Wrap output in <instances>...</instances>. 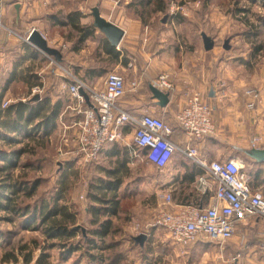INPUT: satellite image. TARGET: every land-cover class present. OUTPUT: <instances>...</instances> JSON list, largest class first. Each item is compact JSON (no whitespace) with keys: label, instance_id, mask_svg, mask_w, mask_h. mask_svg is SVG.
<instances>
[{"label":"crops","instance_id":"crops-1","mask_svg":"<svg viewBox=\"0 0 264 264\" xmlns=\"http://www.w3.org/2000/svg\"><path fill=\"white\" fill-rule=\"evenodd\" d=\"M131 3L132 0H0V152L6 151L8 153L5 154L9 155L11 149L21 148L30 137L35 138V151L30 153L39 155L40 150L47 147L52 154L43 152L42 158L28 161L32 163L30 168L41 172L43 165L55 162V179L61 182L69 178L66 177L67 173L71 175L70 170L76 164H86L76 153L80 121L84 118L83 112L78 109L90 106L88 101L79 104L72 97L70 86L84 83L101 89L107 74L115 70L125 79L126 90L120 99L121 106L132 115L151 113L162 116L173 125L171 140L181 148L185 147L188 139L176 122V113L184 106L187 92L201 93L204 100L214 107L215 131L197 144L199 157L207 161L227 158L237 160L244 165L250 187L264 194V162H258L244 152L245 149L253 148V137L264 139V65L256 71H260L259 74L253 75L246 74L242 69L248 67L250 62L220 61V58L214 57L217 53L215 45L210 50L205 49L202 37L204 31L201 33V46L193 52L188 53L182 45L172 46L169 34L165 32L167 28L157 30V33L149 26L150 20L143 21L135 11L136 5L131 6ZM94 7L99 8L102 17L124 30L117 46L112 45L93 24ZM167 17L168 14L164 15L161 24L173 23L178 18L177 15ZM86 26H94L95 32L82 39L81 28ZM34 29L43 35L50 47L59 50L60 59L45 53L29 40ZM162 73L169 74L174 87L170 90L158 87L169 94L165 106L159 104V99L151 89V85L156 86L155 81ZM247 89H255L258 93L254 107L248 105L252 98L247 95ZM46 117L49 119L45 121ZM133 133L131 126H124L122 140L105 148L96 168L99 174L95 180L112 179L108 171L116 169L120 179V204L130 198L140 197L143 194L141 189H146V194L142 195H149L148 202H144L146 209H122L124 207L121 204L119 213L113 216L119 218L123 215L126 216L124 219L130 221L131 217L137 219L127 227L136 230L129 236L136 247L145 251L157 243L161 245L160 250L167 262L174 255L179 257L177 260L181 264H264V249L261 247L264 218L261 216H250L238 222L236 233L227 240L228 243L200 239L181 245L168 235L155 238L157 229L151 227L150 223L156 214H152L154 210L167 207L163 194H172L173 206L194 204L208 207L216 202L214 185L210 191L200 189L196 180L206 170L180 152L164 168L149 162L145 156L146 149H135ZM9 137H14L13 143ZM6 145L9 150L3 148ZM258 147L264 148V143ZM238 151L245 153V156L241 158ZM24 154L29 152L19 157L17 164L21 168L27 162L20 160ZM49 156L54 159L48 163ZM3 163L4 160H0V165ZM2 176L0 174V178ZM95 180L88 189L93 188ZM39 188L40 182L34 195ZM66 188L64 186L56 190L61 195L58 201L77 213L74 227L81 228L83 233L82 227L89 230L94 226L91 223L93 217L90 206L84 208L88 216L85 223H81L83 220L74 206L63 202ZM138 204L143 205V201ZM20 222L23 224L22 219ZM22 230L33 229L22 227ZM141 234L146 235L142 245L136 241V237ZM25 244L29 246V242ZM5 248H0V261L5 252L14 247ZM18 249L14 252L16 261L1 262L27 264L20 246ZM41 249V246L34 248L39 252H33V260L28 264H37Z\"/></svg>","mask_w":264,"mask_h":264},{"label":"built area","instance_id":"built-area-1","mask_svg":"<svg viewBox=\"0 0 264 264\" xmlns=\"http://www.w3.org/2000/svg\"><path fill=\"white\" fill-rule=\"evenodd\" d=\"M155 85L166 90L174 88L168 73L160 74ZM81 88L90 102L89 107L78 109L84 118L80 121L76 153L83 163L96 161L108 145L122 140L123 128L129 125L134 130L135 149H146L145 156L149 162L164 168L180 152L206 170L196 180L200 189L210 191L214 185L216 202L208 207L194 204L173 206L172 194H163L167 207L156 212L151 227L162 229L178 244L188 245L200 239L227 241L235 235L238 222L250 216L264 218V194L250 187L243 164L232 158L207 161L199 157L197 144L215 131L214 107L204 100L201 93L187 92L184 106L176 113V122L188 139L185 147L181 148L171 140L173 125L162 116L151 113L132 115L121 106L120 99L126 89L120 72L110 71L101 89L84 83L71 85L70 93L79 104L86 102ZM246 93L252 98L248 105L254 107L258 100L257 91L247 89ZM263 140L253 137V147L263 144ZM261 247L264 249V231Z\"/></svg>","mask_w":264,"mask_h":264},{"label":"rangeland","instance_id":"rangeland-1","mask_svg":"<svg viewBox=\"0 0 264 264\" xmlns=\"http://www.w3.org/2000/svg\"><path fill=\"white\" fill-rule=\"evenodd\" d=\"M153 1L150 7L155 9L158 0ZM164 1L165 10L163 12L154 10L149 14V26H152L151 28L155 31L167 28L165 32L169 34L168 39L172 46L176 47V45H182L188 53L193 52L201 46V33L204 31L214 40V47L217 49V53L214 56L215 58H220V61L233 60V62H241L243 60L250 62L248 67L245 66V68H242L243 71L246 74H259L260 71H256L264 65V0ZM135 5L142 11V5ZM165 14H168L167 19L172 15H177L178 18L175 19L173 23L163 25L161 24V19ZM146 15L147 14H145V16ZM226 45L229 47L228 49L225 47ZM226 63L230 65L228 62ZM3 148L9 150V146L7 145ZM105 150L106 149H104V151ZM104 151L99 156L98 160L94 162L76 164L75 168L70 170L71 175L67 173L66 177H70H65L66 179L64 178L65 180L61 182L55 179L57 175L55 162L50 163V165H43V170L41 172L31 168H21L19 165L15 169V175H22L23 177L25 174V179H38L40 182V190H38V193L30 199L23 198V201L25 203L40 202L42 199L50 201V199H53L57 194V189L67 186L65 190L66 196L63 202L66 201L70 205H73L81 221L83 220L81 223H85L88 215L86 211H84V208L87 205L91 207L93 203H95L90 196L101 195V192H99L96 187L91 189H88V187L89 184L95 180L96 175L99 174L96 168L99 166V161ZM43 152L52 154L50 148L45 147L44 150H40L39 155H35L34 153L24 154L20 160L21 162H25L26 160L32 162L36 161V159L42 158L41 155ZM238 154L241 158L245 156V153L242 151H238ZM44 158L46 159L47 156H44ZM52 159L54 158L49 156L48 163ZM36 165L38 164L36 163ZM145 190L144 188L143 190L141 189V193L143 194H141L140 197H133L123 202V204L121 203L124 207L122 209H146L147 206L145 207L144 202H148L147 199L149 195H147L148 197L142 196L146 194ZM41 191L44 193H41ZM140 201H143V205L138 204ZM156 212L157 210H154L152 214ZM91 217H93L92 214ZM125 217L126 216L123 217V215H120L119 218H113V232L107 238V245H110L109 248H106L107 245L105 241L96 240L97 245L103 248V250L99 252L103 258L94 260L84 253L85 251H77L63 257L57 247L45 246L44 248L42 246L44 237L40 231L22 230L21 219L19 217L0 210V248L4 249V247H6L5 249H11L17 247V249H15V251H17L19 250V246L26 242L30 243L32 238H37L41 243V252H43L42 250L44 248V264H153L154 262L156 264H169L171 262L172 264H181L177 260L179 257H175L174 255L170 262H167L160 250L161 245L157 243H153V245H150L149 248L147 247L148 250L145 251L140 250V247H136L129 237L132 236L136 230L127 227L132 223L134 224L137 219L131 217L130 221V219H124ZM151 217H153V215H151ZM85 229L87 230L86 227ZM156 229L157 231L154 232L155 238L166 236V233L162 229ZM223 243L228 242L223 241ZM30 245L33 247V244ZM1 249L0 255L2 252ZM97 250L98 249L91 250V253H96ZM37 252H39V250L35 251V253ZM209 256L211 258L213 257L211 254ZM220 261H222V259H220ZM0 264L4 263L0 261ZM31 264H35V262Z\"/></svg>","mask_w":264,"mask_h":264},{"label":"trees","instance_id":"trees-1","mask_svg":"<svg viewBox=\"0 0 264 264\" xmlns=\"http://www.w3.org/2000/svg\"><path fill=\"white\" fill-rule=\"evenodd\" d=\"M152 2L154 1L132 0L131 6L135 4L142 5V11L138 9V7H135V11L139 13L143 21L147 22L149 14H151L152 11L157 10L163 12L165 10L164 0H158L155 9L150 7ZM145 14L147 15L145 16ZM75 15H77V12ZM81 29L83 31L82 39L85 36L93 35L95 32L94 26H86ZM48 119L49 117H46L45 121ZM14 122L18 123L16 120ZM8 139L11 140L12 143L14 142V137H9ZM34 139L30 137L29 141L21 148L11 149L9 155L5 154L8 153L6 151L0 152V160H4L5 162L0 165V174H3L0 178V209L13 216L21 217L23 223L21 225L23 228L33 230L40 229L44 237L42 245L44 248L45 246L57 247L63 257L73 252L85 251L84 253L94 260L102 259L103 257L99 252L102 251L103 248L97 245L96 240H103L107 245V238L113 232L114 228V220L112 218L113 216H117L121 208L120 199L118 197L120 179L116 175V169L108 171L112 179H97L95 183H92L93 188L96 187V189L101 192V195L90 196V198L95 201L89 208L93 216L91 223L94 226L92 225L93 227L91 229H87L86 235H84L81 232V228L74 227L77 221V213L71 211L66 204L58 201L61 197L60 193H57L50 201L44 199L41 202L37 201L35 203H25L23 201V198L30 199L34 196L39 181L25 179V174L23 177L22 175H15L14 170L19 166L17 162L21 154L35 151ZM31 166L32 163L27 161L22 168H30ZM30 244H33V247H31ZM38 246H41V243L37 238H32L29 246L27 244L20 246L22 253L25 252L23 253V260L25 263L28 264L33 260L34 248ZM109 247L110 245H107L106 248ZM44 248L37 260V264L45 263ZM13 249L5 252L1 258L2 262L17 260ZM95 249H98L96 253H91V250Z\"/></svg>","mask_w":264,"mask_h":264},{"label":"water","instance_id":"water-1","mask_svg":"<svg viewBox=\"0 0 264 264\" xmlns=\"http://www.w3.org/2000/svg\"><path fill=\"white\" fill-rule=\"evenodd\" d=\"M92 14L94 17V22L93 24L95 27H97L101 32H103L106 37L109 39L112 45L117 46L123 35H124V30L115 25L113 22L107 20L106 18L102 17L100 14V10L98 7H94L92 9ZM203 41H204V46L205 49L210 50L214 46V40L207 35L205 32L202 33ZM29 40L38 46L41 50H43L45 53L49 55H55L58 59L61 58V53L59 50L50 47L48 45L47 40L43 37V35L37 30L34 29L29 37ZM226 48H229L227 45L225 46ZM151 89L153 90L155 96L159 99V104L161 106L167 105L169 101V94L166 92H163L160 90L158 87L151 85ZM81 93L85 95L86 101L89 102L88 95L86 92L81 88L80 89ZM244 152L251 157L252 159H255L258 162H264V148H250V149H245ZM82 231L85 234L86 230L85 228L82 227ZM146 239L145 234H141L136 237V241L140 242L142 245Z\"/></svg>","mask_w":264,"mask_h":264}]
</instances>
